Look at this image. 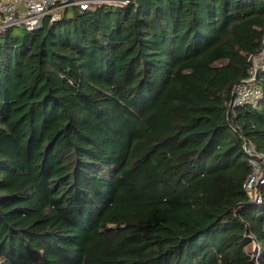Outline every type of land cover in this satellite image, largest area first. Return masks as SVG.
Here are the masks:
<instances>
[{"label":"trees","instance_id":"trees-1","mask_svg":"<svg viewBox=\"0 0 264 264\" xmlns=\"http://www.w3.org/2000/svg\"><path fill=\"white\" fill-rule=\"evenodd\" d=\"M263 41L264 0L0 34V264H264V97L231 107Z\"/></svg>","mask_w":264,"mask_h":264},{"label":"built area","instance_id":"built-area-1","mask_svg":"<svg viewBox=\"0 0 264 264\" xmlns=\"http://www.w3.org/2000/svg\"><path fill=\"white\" fill-rule=\"evenodd\" d=\"M134 0H0V34H5L14 28H23L27 32L40 29L44 20L52 23L61 19L62 13L68 8H77L81 11L100 9L103 7L125 9ZM251 68L248 79L238 84L233 92L232 108L256 106L264 97L263 91L258 87L257 80L264 74V41L263 50L259 55L250 58ZM250 156L255 152L251 147L245 146ZM257 161L251 160L254 173L245 186L250 195L258 199V190L264 186V159L260 156ZM255 167L258 168L255 171ZM258 201V200H257Z\"/></svg>","mask_w":264,"mask_h":264},{"label":"rangeland","instance_id":"rangeland-1","mask_svg":"<svg viewBox=\"0 0 264 264\" xmlns=\"http://www.w3.org/2000/svg\"><path fill=\"white\" fill-rule=\"evenodd\" d=\"M255 169H256L255 171H257V170H258V168H257V167H255ZM253 196H254V195H253Z\"/></svg>","mask_w":264,"mask_h":264}]
</instances>
